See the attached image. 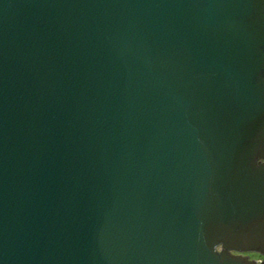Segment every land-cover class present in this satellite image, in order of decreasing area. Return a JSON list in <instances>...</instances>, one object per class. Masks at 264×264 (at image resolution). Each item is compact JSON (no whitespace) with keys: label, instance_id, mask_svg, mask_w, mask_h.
Instances as JSON below:
<instances>
[{"label":"water","instance_id":"water-1","mask_svg":"<svg viewBox=\"0 0 264 264\" xmlns=\"http://www.w3.org/2000/svg\"><path fill=\"white\" fill-rule=\"evenodd\" d=\"M264 0H0V264H264Z\"/></svg>","mask_w":264,"mask_h":264},{"label":"rangeland","instance_id":"rangeland-1","mask_svg":"<svg viewBox=\"0 0 264 264\" xmlns=\"http://www.w3.org/2000/svg\"><path fill=\"white\" fill-rule=\"evenodd\" d=\"M246 255H248L251 259H256V258L264 259V255H261L259 253H255V252H246Z\"/></svg>","mask_w":264,"mask_h":264},{"label":"built area","instance_id":"built-area-1","mask_svg":"<svg viewBox=\"0 0 264 264\" xmlns=\"http://www.w3.org/2000/svg\"><path fill=\"white\" fill-rule=\"evenodd\" d=\"M256 261H257L258 263H261V262L263 261V259H262V258H256Z\"/></svg>","mask_w":264,"mask_h":264},{"label":"flooded vegetation","instance_id":"flooded-vegetation-1","mask_svg":"<svg viewBox=\"0 0 264 264\" xmlns=\"http://www.w3.org/2000/svg\"><path fill=\"white\" fill-rule=\"evenodd\" d=\"M242 254H246V253H242Z\"/></svg>","mask_w":264,"mask_h":264}]
</instances>
